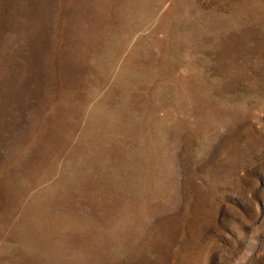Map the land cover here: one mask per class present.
Returning <instances> with one entry per match:
<instances>
[{
  "label": "rangeland",
  "instance_id": "obj_1",
  "mask_svg": "<svg viewBox=\"0 0 264 264\" xmlns=\"http://www.w3.org/2000/svg\"><path fill=\"white\" fill-rule=\"evenodd\" d=\"M0 264H264V0H0Z\"/></svg>",
  "mask_w": 264,
  "mask_h": 264
}]
</instances>
